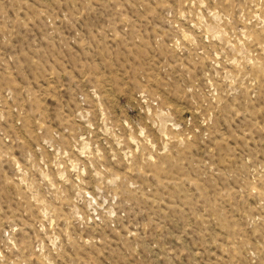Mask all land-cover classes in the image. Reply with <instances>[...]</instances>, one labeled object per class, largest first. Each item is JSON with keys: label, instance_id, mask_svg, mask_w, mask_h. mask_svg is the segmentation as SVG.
I'll use <instances>...</instances> for the list:
<instances>
[{"label": "rangeland", "instance_id": "obj_1", "mask_svg": "<svg viewBox=\"0 0 264 264\" xmlns=\"http://www.w3.org/2000/svg\"><path fill=\"white\" fill-rule=\"evenodd\" d=\"M0 264H264V0H0Z\"/></svg>", "mask_w": 264, "mask_h": 264}]
</instances>
